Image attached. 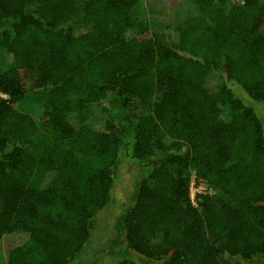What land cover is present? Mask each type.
<instances>
[{
    "label": "trees",
    "instance_id": "trees-1",
    "mask_svg": "<svg viewBox=\"0 0 264 264\" xmlns=\"http://www.w3.org/2000/svg\"><path fill=\"white\" fill-rule=\"evenodd\" d=\"M171 1L0 0V264H264V0Z\"/></svg>",
    "mask_w": 264,
    "mask_h": 264
},
{
    "label": "rangeland",
    "instance_id": "rangeland-1",
    "mask_svg": "<svg viewBox=\"0 0 264 264\" xmlns=\"http://www.w3.org/2000/svg\"><path fill=\"white\" fill-rule=\"evenodd\" d=\"M160 1L161 3L164 2V4L167 5V8H164L163 10H155V14L154 15H158L161 19H166V20H171L174 23L178 22L179 20H181L183 17L186 16L187 14V9H189L188 6H186L184 1H177V3L175 1H171V0H147V3H153V2H158ZM176 3V4H175ZM242 91V90H241ZM241 98V96H240ZM249 101H245L242 98V101L245 105L251 107L255 113L261 118V114H260V106H259V102L253 100L252 98L248 97ZM264 116V115H263ZM262 116V117H263ZM262 121H264V117L261 118ZM203 191L204 192H210L206 185H202ZM190 197L192 198L191 203L194 205L195 204V193L192 192ZM103 233V231L100 228H93L92 229V234L93 235H97ZM99 237V236H98ZM16 243H18V240L11 238V237H4L0 243V254L2 256V260H6V253L7 251ZM98 247L96 248V246H93L92 249H86L84 252L90 256L91 251H98ZM101 255V254H100ZM91 257V256H90ZM93 259V257H92ZM1 262V261H0ZM93 260H91V262H83V261H79L78 264H92Z\"/></svg>",
    "mask_w": 264,
    "mask_h": 264
},
{
    "label": "built area",
    "instance_id": "built-area-1",
    "mask_svg": "<svg viewBox=\"0 0 264 264\" xmlns=\"http://www.w3.org/2000/svg\"><path fill=\"white\" fill-rule=\"evenodd\" d=\"M202 185H204V183H200L198 186H196L194 182H191V184H190L191 193L194 192L195 195L197 193H206L203 191Z\"/></svg>",
    "mask_w": 264,
    "mask_h": 264
},
{
    "label": "clouds",
    "instance_id": "clouds-1",
    "mask_svg": "<svg viewBox=\"0 0 264 264\" xmlns=\"http://www.w3.org/2000/svg\"><path fill=\"white\" fill-rule=\"evenodd\" d=\"M1 95V94H0ZM191 195V191H190V185H189V197ZM196 196V195H195ZM192 200V198L190 197V201Z\"/></svg>",
    "mask_w": 264,
    "mask_h": 264
}]
</instances>
